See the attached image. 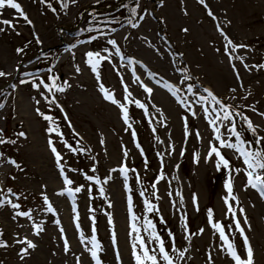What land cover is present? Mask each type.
<instances>
[{"label": "rangeland", "instance_id": "obj_1", "mask_svg": "<svg viewBox=\"0 0 264 264\" xmlns=\"http://www.w3.org/2000/svg\"><path fill=\"white\" fill-rule=\"evenodd\" d=\"M15 2L33 24L17 19L19 14L13 9H0V19L16 25L15 30L0 32V71L6 74L0 77V104L4 105L0 108V138L16 141L0 144V189L4 190L0 195L11 189L19 197H12L13 202L21 205L16 210L7 205L0 208V241L9 245L0 248V264H77V257L79 264H96L87 251L93 235L101 245V264H136L132 245L141 251L139 238L150 252L158 248L148 221L164 240L173 264H235L207 216L211 209L214 222L225 226L229 240L243 256V238L234 226L227 227L232 219L230 213L226 215L224 202L229 179L250 229L232 202L236 218L245 227L255 264H264V199L255 189L244 190L246 165L234 150L220 149L229 160L228 169L216 168L214 154L207 157L210 144L219 145L202 110L211 100L196 103L199 95L207 96L204 89H208L231 106L230 111L247 116L258 135L264 136V116L258 114L264 113V68L251 67L264 64V0H205L207 7L199 0H78L76 4L68 0L67 9L57 0H49L56 12L39 0ZM130 18L138 27L131 26ZM229 39L247 46L232 53V59ZM18 48L23 53L18 54ZM88 52H99L108 59L101 60L93 71L87 63ZM235 57H242L243 62ZM185 76L192 79L184 80ZM52 77H57L56 85L64 86V92L36 87L41 81L51 85ZM165 83L180 90L177 95L187 107L163 87ZM188 84L193 85L191 93ZM101 85L127 107V122L120 106L104 98ZM144 86L153 91L146 92ZM52 99L56 103H49ZM37 109L52 121L45 120ZM235 120L243 139L253 141L254 149L264 147V142L254 144L241 117ZM50 128L57 131L50 132ZM21 131L26 138L16 135ZM220 131L223 138H229L226 127L221 126ZM231 142H236L235 137ZM10 160L16 164L8 163ZM123 166L128 168L127 179L119 171ZM64 176L73 183L65 185ZM69 187L74 192L81 190L69 196L65 191ZM44 196L54 212L47 211ZM145 200L159 211L149 213ZM17 211L31 212V219H13ZM133 223L139 231L133 230ZM37 227L42 228L38 235ZM200 229H204L202 234L185 239ZM169 233L177 249H187L183 258L171 251ZM64 237L70 246L67 253ZM24 238L37 247L21 260L18 253L26 245L15 241ZM155 254L159 264H166Z\"/></svg>", "mask_w": 264, "mask_h": 264}, {"label": "snow or ice", "instance_id": "obj_2", "mask_svg": "<svg viewBox=\"0 0 264 264\" xmlns=\"http://www.w3.org/2000/svg\"><path fill=\"white\" fill-rule=\"evenodd\" d=\"M40 3L45 4L47 7L51 8V10L53 12H56V8L52 7L51 3L49 2V0H39ZM57 2L60 4V7L62 9H67L69 7V2L68 0H57ZM78 2V0H70L71 4H76ZM199 2L201 4H205V0H199ZM205 7H207V5L205 4ZM5 8H10L15 10L16 13H18V17L17 19L22 18L23 21L28 24V25H32L33 22L31 21V19L28 17V15L24 12L22 6L15 2V0H0V9H5ZM210 16H212L213 14L211 13V11H209L208 13ZM136 15V10L133 9L132 10V16L135 17ZM143 17H141L142 19ZM131 26L133 28L138 27V24L133 23L132 19L130 18L128 21ZM0 25L3 26H7V28L5 27H0V32H4L7 29H12L15 30L16 25L13 24V22L11 20L8 19H0ZM34 26V25H33ZM217 28L219 31H221L222 35H225L223 33V30L220 29L219 24H217ZM184 31L186 32L187 29H184ZM19 35V33H17ZM37 42L39 43V37H36ZM95 39V37L93 38ZM110 44L112 45H116V41L115 40H110L109 41ZM228 45L231 46L232 52L228 53L229 58L232 59V53L236 52L239 48H246L247 46L245 45H235L233 44V42L229 39L228 40ZM17 53H23L24 49L23 48H18ZM107 51V50H105ZM226 51H227V47H226ZM116 53L117 55H119V49H116ZM88 60L87 63L91 66V68L93 69V71L96 70L97 66L100 64L101 60H105L108 59V57H102L100 55L99 52L93 53V52H88L87 54ZM236 59H240L241 62H243V58L242 57H235ZM129 63H135L134 61H129ZM245 68H249L250 70V66L248 65H244ZM251 67H255L257 68V70L264 68V64L259 65V66H251ZM233 68L235 70V66L233 65ZM77 71H79V68L77 67L76 69ZM6 74L2 71H0V77H4ZM150 76L152 75L151 73L149 74ZM237 79L239 80V73H236ZM56 79L57 77H52V83L51 85L44 83L43 81H41L40 84H37L36 87L39 88L41 85L47 89L48 92H52L53 88H55V90L57 92H64L66 89L64 86H57L56 85ZM139 77H136V80L139 81ZM192 77L190 76H185L184 80H191ZM184 80H181L180 83H184ZM160 81H157V84H159ZM66 86L67 82H65ZM163 87L167 88L171 94L176 97L177 101L181 104H183L185 107H187L186 101L182 100L177 93L180 91L178 88H175L173 85L171 84H167L165 83L163 85ZM242 87V85H241ZM145 91L148 93H151L153 91L152 88L146 87L144 86ZM101 91L104 94V98L108 101H111L113 104H118L120 106V108L122 109L123 112V119L125 120V122H127L128 120V109L125 105L121 104L118 100H116L114 98V96L106 89L103 88V86L101 85ZM187 91L189 93L193 92V85L192 84H188L187 85ZM230 91L235 92L236 89H231ZM204 92L207 93V96L205 95H199L198 99L196 100V103L204 105L206 103H208L209 99L211 100V104L207 107H202V110L205 114V118L207 119L208 124L212 127L213 132L215 134V140L219 142V145H212L210 144V150L207 153V157L208 158H212L213 154L214 156L217 158L215 160V166L217 169H228L229 168V160L225 158L224 155H222L220 149L221 148H226V149H231L234 150L235 153H237L240 157H242L243 159V163L244 165H246V168L243 169L244 174L246 176V184L244 186V190H248L250 189H255L259 196L264 199V147H257V148H253V141H246L245 139L242 138V133L241 131L237 130L236 127V120L235 117H241L243 119V121L246 124V129L248 131H250L253 136H254V144L259 146L262 144V142H264V136H260L257 133V128L254 126L253 122L247 117L244 116L242 113L238 112V111H230L231 106L229 105H225L223 104V102L218 99L211 91H209L208 89H204ZM251 93H249L250 95ZM245 99H247V97H244ZM45 99H47V97H45ZM127 99V98H126ZM37 103H39V101H37ZM49 103H56L55 99H52L49 101ZM139 104V102H137ZM4 105L0 104V108H3ZM139 107L144 108L145 106L143 104H139ZM252 111H256L255 106H250ZM159 111V110H158ZM38 114L43 115L42 113H39V109H37ZM261 116H264V113H258ZM192 115L195 116L196 113L192 112ZM43 118L45 120L48 121H52V117L51 116H46L43 115ZM220 122V124H218L217 122ZM223 122H228L227 125H225ZM221 126L226 127L227 132L230 133V136L228 139L223 138L220 128ZM50 132H56L57 129L56 128H50L49 129ZM0 133H2V130H0ZM187 134V133H186ZM19 137H25L26 138V134L24 132H18L16 134ZM197 136L199 137V133H197ZM231 137H235L236 142H231ZM16 141H8V140H4L2 138H0V144L3 143H15ZM49 144L51 146L52 142L49 141ZM51 150L53 153H56V148L55 147H51ZM3 154L0 153V156H2ZM60 157L59 154L57 153V160L59 161ZM196 160L197 162L199 161V155L196 154ZM8 163H11L13 165L16 164V162L14 160H10L8 161ZM18 166V165H17ZM61 173L63 174V167L60 168ZM116 171V170H113ZM119 171L123 174L124 178L127 179V174H128V168L126 166H123L119 169ZM237 173H239L241 171V169H236L235 170ZM161 179H164L163 175H161L160 177ZM89 180H92L93 177H88ZM110 179V177H109ZM64 183L65 185H71L73 183V181L71 179H68L67 176H64ZM96 183L99 184L100 180L97 179ZM104 183H107V180L104 181ZM153 188H155V185H153ZM226 189H227V195L224 198V202L226 205V215L227 214H231V223L227 226L229 229H231L233 226L235 228V230L237 232H239V234L241 235V237L243 238V246H244V255L242 256L241 254L238 253L236 246L234 244L233 241L229 240L228 235L226 234L225 231V226L219 222V221H215L213 220L214 217V213L211 209L208 210L207 212V216H208V221L209 224L211 226V228L217 232L219 234V239L222 240L224 242V244L226 245V250H227V254L230 256L231 260L235 262V264H255V260H254V251L253 248L249 242V238L248 236L245 234V227L241 225V220L239 218H236L237 213L236 210L233 206L232 202H235V205L237 207H239V199L236 195L233 194V182L232 179H229L227 184H226ZM81 189L80 188H76L75 192H79ZM65 191L68 193L69 196H73L75 194V192L73 191L72 188H66ZM99 191L103 194L104 193V188L101 187L99 189ZM4 190L0 189V193H3ZM60 195H63L64 193L61 192L59 193ZM141 195H143V192H141ZM168 195L171 197L172 193L169 192ZM178 196H181V200L183 199L182 195L180 193H177ZM153 196H155V198H159L156 193H153ZM12 197H15L16 199H19V197L17 196L16 193H13L11 189H8L6 193H4L3 195H0V208L7 206H10L12 209L16 210L19 209L21 207V205L19 203H15L13 202ZM44 200L45 203L47 204V211L48 212H54L55 210L53 209L51 203L48 202L47 196H44ZM129 201H131V197H129ZM144 203L147 206V211L149 213L152 212H158L159 209L158 207L151 203L149 200H145ZM193 203L196 207V209L198 210V203H197V197L195 196V194L193 195ZM173 204H175V202L173 201ZM111 206V205H109ZM239 212L243 218L244 221V225L247 226L249 229L251 227V225L248 223V218L246 216V214H244V209L242 207H239ZM31 212H25V211H17L15 212L13 219H15L16 216H21V217H28L29 219H31ZM136 217H133V220H135ZM59 220L56 221V224L59 225ZM148 229H151L150 232V236L153 240H155L158 243V248L157 249H152L151 252L149 250L148 245L145 243L144 239L141 237L139 238V246L141 248V251H136L137 245L133 244V255L136 261V264H146V262H151V264H159V261L157 259V255L155 254L156 252H158L162 258L163 261L166 262V264H173V256L171 255V253L165 248V242L164 240L156 233V229H155V225L152 224L151 221H148ZM77 227H79V225H77ZM186 227V226H185ZM132 228L134 231H139V229L137 228L136 224L133 223ZM40 231H42V228L37 227L36 228V234L38 235L40 233ZM204 231V229H200L198 233L192 234L189 233L185 239L190 240L191 239V235H198V234H202ZM60 232L63 233L64 229L61 227L60 228ZM3 233L0 232V236H2ZM170 239L172 240V249L171 251L176 253V258H183L185 256V252L187 251V249L181 251L179 249H177L175 247V239L174 236L169 233ZM113 239L115 240V237H113ZM18 244H23L26 245V247H23L20 252L18 253L19 257L21 260L25 259V257L27 255H29V250H34L37 245L35 243H33L31 240H28L27 238L24 239H17L15 241ZM81 243H84V238L83 236H81ZM87 244H90L91 247L87 248V251L90 253L91 257L96 260V264H101L100 258H99V251L101 250V245L99 244V242L97 241L96 237L93 235L91 237L90 240L87 241ZM63 245H64V251L67 253L70 250V246L68 243V240L66 237H64L63 239ZM9 247V245L7 244L6 241H0V248H7ZM119 256L118 252H117V257ZM212 257L211 255H209V260L211 261ZM77 264H79V257H77Z\"/></svg>", "mask_w": 264, "mask_h": 264}, {"label": "trees", "instance_id": "obj_3", "mask_svg": "<svg viewBox=\"0 0 264 264\" xmlns=\"http://www.w3.org/2000/svg\"><path fill=\"white\" fill-rule=\"evenodd\" d=\"M53 62H54V60H53ZM53 62H52V63H53Z\"/></svg>", "mask_w": 264, "mask_h": 264}]
</instances>
